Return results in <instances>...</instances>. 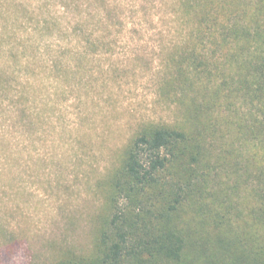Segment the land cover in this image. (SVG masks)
<instances>
[{"label":"trees","instance_id":"1","mask_svg":"<svg viewBox=\"0 0 264 264\" xmlns=\"http://www.w3.org/2000/svg\"><path fill=\"white\" fill-rule=\"evenodd\" d=\"M176 1L160 90L178 116L137 124L96 185L93 251L50 264H264V0ZM116 3L0 0V147L30 124L32 77L57 95L115 50Z\"/></svg>","mask_w":264,"mask_h":264},{"label":"rangeland","instance_id":"2","mask_svg":"<svg viewBox=\"0 0 264 264\" xmlns=\"http://www.w3.org/2000/svg\"><path fill=\"white\" fill-rule=\"evenodd\" d=\"M120 1L130 27L115 50L81 62L71 88L61 85L57 95L46 79H31L30 124L0 147V264L91 253L102 202L96 185L140 121L178 116L160 90L166 57L185 39L177 1Z\"/></svg>","mask_w":264,"mask_h":264}]
</instances>
